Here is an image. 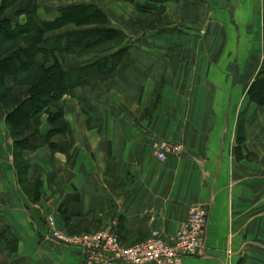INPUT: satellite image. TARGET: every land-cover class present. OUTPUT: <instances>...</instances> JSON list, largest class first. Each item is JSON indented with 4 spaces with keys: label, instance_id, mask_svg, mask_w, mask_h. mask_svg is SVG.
<instances>
[{
    "label": "crops",
    "instance_id": "crops-1",
    "mask_svg": "<svg viewBox=\"0 0 264 264\" xmlns=\"http://www.w3.org/2000/svg\"><path fill=\"white\" fill-rule=\"evenodd\" d=\"M155 1L33 0L46 22L64 7L97 6L128 36L133 63L64 96L61 132L43 113L39 133L17 139L0 103V244L17 245L0 247V264H83L78 248L53 238L49 217L66 236L116 222L133 246L153 231L176 235L201 203L203 248L183 264H264V106L249 96L264 71V0ZM25 7L4 16L24 25ZM153 19L159 28H147ZM88 64L65 60L67 70ZM156 141L179 153L158 161Z\"/></svg>",
    "mask_w": 264,
    "mask_h": 264
},
{
    "label": "trees",
    "instance_id": "trees-1",
    "mask_svg": "<svg viewBox=\"0 0 264 264\" xmlns=\"http://www.w3.org/2000/svg\"><path fill=\"white\" fill-rule=\"evenodd\" d=\"M125 1L134 3L136 0ZM20 2L26 7L19 12V16L25 15L27 21L24 25H14L4 15ZM162 11V8L159 9L158 15L162 16ZM61 14L56 21L46 22L38 17L33 0H2L0 103L9 112L7 121L13 137L17 139L24 138L27 133L38 134L43 113H49L51 125L59 128L55 132L66 129L61 107L64 96L74 95L93 82L106 83L122 77L132 68L128 36L122 29L111 26L109 14L93 4L64 7ZM161 21L153 19L145 25L157 29ZM127 25L136 27L140 23L134 21ZM68 26H75L77 30L55 33ZM68 56L86 57L89 64L67 70L65 60ZM8 78H14L16 87H29V98L20 101L14 89L7 85ZM249 96L253 104L264 106V71L252 85ZM23 141L18 144H26ZM83 234L89 233L78 236ZM0 247L10 248L12 252L17 249L16 244L8 243H1Z\"/></svg>",
    "mask_w": 264,
    "mask_h": 264
},
{
    "label": "built area",
    "instance_id": "built-area-1",
    "mask_svg": "<svg viewBox=\"0 0 264 264\" xmlns=\"http://www.w3.org/2000/svg\"><path fill=\"white\" fill-rule=\"evenodd\" d=\"M152 148L160 162H165L171 154L179 153V148L166 141H156ZM208 218L204 204H193L184 228L176 235L166 237L159 231H153L147 240L133 246L122 243L116 233V222L97 232L79 236H66L58 231L53 217L48 218V223L53 238L80 250L83 264H183L186 258L197 255L203 248L202 236Z\"/></svg>",
    "mask_w": 264,
    "mask_h": 264
}]
</instances>
